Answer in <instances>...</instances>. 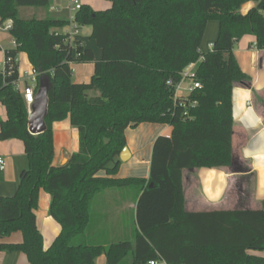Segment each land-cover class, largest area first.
<instances>
[{
  "label": "trees",
  "instance_id": "trees-1",
  "mask_svg": "<svg viewBox=\"0 0 264 264\" xmlns=\"http://www.w3.org/2000/svg\"><path fill=\"white\" fill-rule=\"evenodd\" d=\"M105 1L110 7L104 11L88 5L76 13L101 51L95 59L81 42L69 50L62 34L66 13L51 11L60 2L0 0V25L11 21L16 44L3 51L11 61L0 70L6 117L0 142L19 140L27 159L15 193L0 196V251L21 252L30 264H95L100 255L107 264H264V209L186 212L182 177L190 169L246 170L232 155L231 92L236 84L250 89L251 78L233 49L252 34L264 53V0ZM251 2L255 6L243 14L242 6ZM22 8L46 14L22 19ZM209 21L218 23L219 32L202 55ZM24 53L51 83L40 135L27 130L28 108L16 86L17 59ZM195 62L200 88L175 102L167 83L178 82ZM73 63H92L90 83L71 81ZM65 119L78 131L79 149L55 167L51 125ZM142 123L171 129L169 138L153 143L148 179L113 178L126 147L125 129ZM41 190L51 197L48 213L61 230L45 250L35 214ZM117 194L134 204L126 210L128 227L109 210ZM17 232L20 244L1 242Z\"/></svg>",
  "mask_w": 264,
  "mask_h": 264
},
{
  "label": "crops",
  "instance_id": "crops-1",
  "mask_svg": "<svg viewBox=\"0 0 264 264\" xmlns=\"http://www.w3.org/2000/svg\"><path fill=\"white\" fill-rule=\"evenodd\" d=\"M57 1H66L64 4L68 2V0ZM254 6V2L247 3L242 6L241 12L246 14ZM218 27L219 25L215 21H209L206 24L201 42L203 51L211 50V45L219 32ZM88 33L90 35V28ZM12 41L11 39V48H13ZM81 43L85 49L92 50L95 59H100L101 51L96 47L93 40H88L86 43L81 37ZM234 45L233 55L236 62H238L241 71L251 78L250 89L236 84L231 92L233 111L232 155L234 159L243 164L246 170L239 174L229 169L184 170L182 173L184 210L189 213L240 208L254 210L260 207L264 209V53L256 48L255 36L252 34L239 39ZM11 48L0 43V52L3 53V57V51ZM24 55L26 66L22 72L19 69V74L32 68L27 55L25 53ZM17 62L19 65V61ZM70 66L74 69L71 77L72 82L90 83L94 70L92 63H73ZM19 84L23 88L24 84L22 82ZM1 120H6V117L0 104ZM51 132H53L54 148L52 165L59 167L65 165L69 157L78 151V131L70 125L69 119H65L53 123ZM170 134L171 129L165 124L142 123L134 128H126L125 146L128 149L129 158L124 163L120 162L121 166L113 178H142L147 180L153 143L158 137L169 138ZM25 157L22 143L18 140L11 139L0 142V158L5 163V169L0 171L1 197H11L15 193L19 174L27 168ZM99 175L103 176V173ZM38 198V205L35 210L36 225L41 233L42 247L45 250L50 247L61 230L59 224L48 213L51 197L41 190L38 193ZM115 202L110 203L109 210H115L117 213L115 220L121 222L126 210L134 208V204L119 194H117V201ZM132 229L127 230V235L131 234ZM21 241L22 235L19 232L1 240L2 243L11 245L20 244ZM252 254L257 255L258 253ZM261 255L264 256V253ZM94 261L95 264H107L103 255L98 256ZM0 264L30 263L27 262L25 255L21 252L0 251ZM156 264L165 263L160 261Z\"/></svg>",
  "mask_w": 264,
  "mask_h": 264
},
{
  "label": "built area",
  "instance_id": "built-area-1",
  "mask_svg": "<svg viewBox=\"0 0 264 264\" xmlns=\"http://www.w3.org/2000/svg\"><path fill=\"white\" fill-rule=\"evenodd\" d=\"M82 4L79 3L77 0H68L65 6L55 4L51 8V11L53 12H60L64 11L67 17V25L62 31V34L65 37V43L67 44L69 50L71 52H75V47L77 43L81 42V36H80V30L81 27L77 21L76 13L82 8ZM12 23L8 20V22L3 23L0 25V29L4 32H9L11 29ZM12 47L16 48V44L14 41H12ZM11 59L7 58L3 60L1 64V70H5V64L10 62ZM72 65V64H70ZM197 66V63H191L189 64L180 74L179 81L176 83H173L172 81H169L167 83L168 86H172L173 89V98L174 101H179L183 99H187L190 94L196 90L199 89V83L196 82L195 79V68ZM74 69L71 68V73L73 74ZM41 74L34 69L33 67L29 70H25L22 74H19L18 80L16 82L17 89H19L22 100H24V103H26V106L28 108V113L30 112V108L34 103V98L37 93L38 89V80L40 78ZM20 82L24 84L23 88L20 87ZM194 105V103H192ZM5 169V163L2 158H0V171H3ZM157 262H149L148 264H156Z\"/></svg>",
  "mask_w": 264,
  "mask_h": 264
},
{
  "label": "rangeland",
  "instance_id": "rangeland-1",
  "mask_svg": "<svg viewBox=\"0 0 264 264\" xmlns=\"http://www.w3.org/2000/svg\"><path fill=\"white\" fill-rule=\"evenodd\" d=\"M54 2H58L57 0H53ZM59 1H62V0H59ZM65 1V0H64ZM79 3H81L83 6H90V8L95 11V12H98V11H104L105 9L109 8V3L105 0H77ZM66 2V1H65ZM65 2H60L62 5L65 3ZM63 11H60V12H56L55 13H61ZM52 13V12H51ZM54 13V14H55ZM45 11L43 9H33V8H22L20 9L19 11V17L20 18H42L45 16ZM8 22V20L6 21ZM4 22V23H6ZM1 28V27H0ZM89 27H83L81 28L80 30V36L86 41V43L88 42V40H92L90 38V35H89ZM12 39L11 35H9V32H4L0 29V43H3L4 46H8L9 48H11V45H10V40ZM201 46V45H200ZM203 46H201L200 48V52L201 54L203 55V53H207L206 51H203ZM3 53L0 52V62L2 60L3 62ZM17 61H19V65H18V68L20 69V72H22V70L24 69V67L26 66V59H25V55L24 54H21ZM2 62L0 64H2ZM0 70H1V66H0ZM19 141V140H18ZM20 142V141H19ZM25 160H26V164H27V159L25 157ZM252 183V182H250ZM112 214H114L112 212ZM117 214V213H115ZM127 212L125 213V215H123L122 217L125 218V221H126V226L128 227L129 223H127L128 221V217H127Z\"/></svg>",
  "mask_w": 264,
  "mask_h": 264
},
{
  "label": "water",
  "instance_id": "water-1",
  "mask_svg": "<svg viewBox=\"0 0 264 264\" xmlns=\"http://www.w3.org/2000/svg\"><path fill=\"white\" fill-rule=\"evenodd\" d=\"M38 89L34 103L30 108L27 130L32 135H40L46 129L45 118L48 108V95L51 90V83L48 76H41L38 80ZM129 158L128 149L124 147L119 155V161L124 163Z\"/></svg>",
  "mask_w": 264,
  "mask_h": 264
}]
</instances>
